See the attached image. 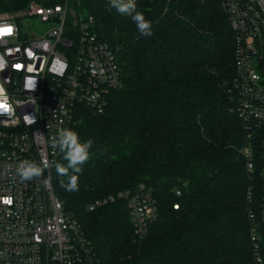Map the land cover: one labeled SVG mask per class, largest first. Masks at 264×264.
<instances>
[{
	"label": "trees",
	"instance_id": "1",
	"mask_svg": "<svg viewBox=\"0 0 264 264\" xmlns=\"http://www.w3.org/2000/svg\"><path fill=\"white\" fill-rule=\"evenodd\" d=\"M31 1L61 0H0V13H17ZM68 1L76 13L93 16L122 78L102 112L82 107L74 116L71 129L94 141L78 191H66L51 171L54 194L101 263L260 264L249 211L260 224L263 149L254 137L248 171L240 151L245 129L230 110L234 37L220 0H137L152 24L147 38H138L130 17L108 11V0ZM57 163H66L63 154ZM141 182L158 210L142 240L124 198L88 207Z\"/></svg>",
	"mask_w": 264,
	"mask_h": 264
},
{
	"label": "built area",
	"instance_id": "2",
	"mask_svg": "<svg viewBox=\"0 0 264 264\" xmlns=\"http://www.w3.org/2000/svg\"><path fill=\"white\" fill-rule=\"evenodd\" d=\"M220 3L234 37L229 91L230 110L245 129L240 151L251 172L253 138H260L264 182V0ZM33 20L50 26L39 33L26 26ZM93 25V16L76 13L68 0L48 5L31 1L17 13H0V98L14 109L13 115H0V264H102L78 220L54 194V165L32 181L21 182L15 174L20 160L57 162L62 153L54 154L47 138L58 128H71L82 107L102 112L110 91L121 87L115 52ZM116 197L126 200L135 237L142 240L158 218L152 189L141 182L133 190L96 198L88 207ZM255 216L250 210L251 240L262 264L264 196L260 224Z\"/></svg>",
	"mask_w": 264,
	"mask_h": 264
},
{
	"label": "clouds",
	"instance_id": "3",
	"mask_svg": "<svg viewBox=\"0 0 264 264\" xmlns=\"http://www.w3.org/2000/svg\"><path fill=\"white\" fill-rule=\"evenodd\" d=\"M106 7L108 11L115 10L120 15L130 17L136 26L138 38L152 36L151 21L146 18L142 11L138 10L136 0H108ZM35 87V81L29 85L31 91L35 90ZM13 114L14 109L12 104L0 98V115ZM30 122L35 123V120L32 118ZM38 135L43 138V134ZM46 142L54 154L56 150H59L63 154V160L66 163H57L54 161H41L37 163L24 159L15 164V174L21 182L32 181L42 177L45 169L54 165L57 176L60 177V186L69 192L78 191L79 174L82 173L83 165L92 156L90 150L93 148L94 141L91 138L86 141L81 140L75 130L61 127L54 134L50 135ZM45 184H47V181H45Z\"/></svg>",
	"mask_w": 264,
	"mask_h": 264
},
{
	"label": "rangeland",
	"instance_id": "4",
	"mask_svg": "<svg viewBox=\"0 0 264 264\" xmlns=\"http://www.w3.org/2000/svg\"><path fill=\"white\" fill-rule=\"evenodd\" d=\"M29 29H33L37 32H42L44 31L46 28H48L50 26V23L47 22H42L40 20H36V21H30L29 24L26 25Z\"/></svg>",
	"mask_w": 264,
	"mask_h": 264
},
{
	"label": "snow or ice",
	"instance_id": "5",
	"mask_svg": "<svg viewBox=\"0 0 264 264\" xmlns=\"http://www.w3.org/2000/svg\"><path fill=\"white\" fill-rule=\"evenodd\" d=\"M7 31H10V29H8Z\"/></svg>",
	"mask_w": 264,
	"mask_h": 264
}]
</instances>
